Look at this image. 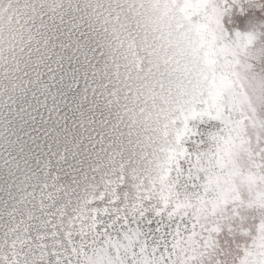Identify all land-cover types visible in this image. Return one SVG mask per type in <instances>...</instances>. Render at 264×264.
Instances as JSON below:
<instances>
[{
    "label": "snow or ice",
    "instance_id": "6c2138e0",
    "mask_svg": "<svg viewBox=\"0 0 264 264\" xmlns=\"http://www.w3.org/2000/svg\"><path fill=\"white\" fill-rule=\"evenodd\" d=\"M0 264H264V0H0Z\"/></svg>",
    "mask_w": 264,
    "mask_h": 264
}]
</instances>
